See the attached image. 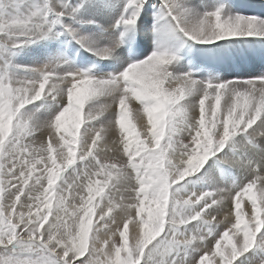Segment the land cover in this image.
Masks as SVG:
<instances>
[{
    "label": "snow or ice",
    "instance_id": "1",
    "mask_svg": "<svg viewBox=\"0 0 264 264\" xmlns=\"http://www.w3.org/2000/svg\"><path fill=\"white\" fill-rule=\"evenodd\" d=\"M0 264H264V13L0 0Z\"/></svg>",
    "mask_w": 264,
    "mask_h": 264
},
{
    "label": "bare ground",
    "instance_id": "2",
    "mask_svg": "<svg viewBox=\"0 0 264 264\" xmlns=\"http://www.w3.org/2000/svg\"><path fill=\"white\" fill-rule=\"evenodd\" d=\"M235 2L237 4H239L243 10H247L249 12H254V9H262V10L264 9V0H235ZM255 13L256 14H262V13H264V11L255 12ZM132 108H133V116L135 117L136 105L133 104ZM134 122H136L139 126V123H140L139 121H136L134 119ZM145 122H146V118H145ZM139 130L141 132H143V128H140ZM243 207H244L245 211H248L250 208V201H248L246 198L244 200ZM130 228H131V226H130Z\"/></svg>",
    "mask_w": 264,
    "mask_h": 264
}]
</instances>
